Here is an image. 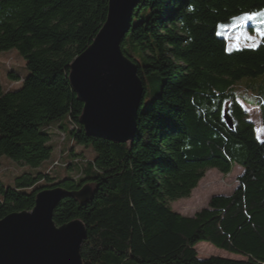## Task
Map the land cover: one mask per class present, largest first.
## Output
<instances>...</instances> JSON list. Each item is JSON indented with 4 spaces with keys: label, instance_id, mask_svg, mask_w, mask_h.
I'll use <instances>...</instances> for the list:
<instances>
[{
    "label": "trees",
    "instance_id": "trees-1",
    "mask_svg": "<svg viewBox=\"0 0 264 264\" xmlns=\"http://www.w3.org/2000/svg\"><path fill=\"white\" fill-rule=\"evenodd\" d=\"M107 3L0 0V52L15 49L27 70L7 72L17 87L6 90L0 80V157L32 169L50 161L0 183V219L31 210L42 189L88 184V201L65 196L52 214L57 226L74 219L85 226L82 264H264V140L233 90L250 80L242 98L260 109L264 128V0H138L120 44L144 86L126 143L85 134L68 80L72 61L105 22ZM219 24H228L222 35ZM237 27L260 41L229 50L225 33ZM58 133L72 142L61 148L62 166L50 159ZM76 146L94 156L74 153ZM234 165L242 171L230 194L211 196L192 216L170 207L207 170L225 175ZM58 166L63 171L52 172ZM199 242L242 258H199Z\"/></svg>",
    "mask_w": 264,
    "mask_h": 264
},
{
    "label": "water",
    "instance_id": "water-1",
    "mask_svg": "<svg viewBox=\"0 0 264 264\" xmlns=\"http://www.w3.org/2000/svg\"><path fill=\"white\" fill-rule=\"evenodd\" d=\"M137 3L108 0L105 22L70 65L68 80L82 104L78 123L88 136L126 143L135 134L144 86L137 66L123 54L120 44ZM223 117L232 128L227 111ZM92 195L88 184L75 191L42 189L36 193L31 210L0 219V264H82L80 246L86 238L85 226L78 219L57 226L52 214L65 196L84 203Z\"/></svg>",
    "mask_w": 264,
    "mask_h": 264
},
{
    "label": "rangeland",
    "instance_id": "rangeland-1",
    "mask_svg": "<svg viewBox=\"0 0 264 264\" xmlns=\"http://www.w3.org/2000/svg\"><path fill=\"white\" fill-rule=\"evenodd\" d=\"M257 13L244 14L242 18L251 17L253 19ZM234 22H237L239 17L233 18ZM251 19H246L250 20ZM264 23V22H263ZM236 25V24H235ZM240 25V22L237 24ZM228 24H219L218 33L222 35V30L227 29ZM261 34L264 35L261 32ZM225 37L228 39V49L232 50L234 48H239L241 46H252L257 44L260 40V35H253L247 31H241V29L235 28L229 30L225 33ZM15 72L19 77H24L27 74L25 68L24 59L18 54L15 49H10L8 51L0 52V80L4 89H10L12 87H17L19 82L11 81L8 79L7 72ZM259 80H264V74ZM250 82L248 78L241 79L234 84V91L237 95V102L241 105L242 109L247 113L249 120L253 123L255 128L256 137L259 141L264 140V128L262 126L260 109L256 104H247L244 102L242 96L246 95V87ZM264 82V81H263ZM251 94V92L249 93ZM248 94V95H249ZM61 132L60 130H58ZM63 134L58 133L52 139V144L54 145V150L51 153L50 159H54V166L63 165V160L61 156V148L65 146V149L71 147L72 142L63 141ZM74 153L82 154L85 158L91 159L94 153L90 149L81 148L80 146L74 147ZM65 160V158H64ZM50 161L42 163L38 168L32 169L27 165H20L17 162L11 160L6 156L0 157V183L3 185L12 184V179L23 172L36 173L44 169ZM63 168L60 166L56 167L52 172H62ZM241 167L234 165L228 174H221L215 169H209L205 172L204 176L199 180L196 187L191 191L188 197L177 199L170 202V207L183 215L192 216L196 211L205 207L209 198L213 195H228L235 188L237 181L236 178L241 174ZM63 174V173H62ZM70 175L74 176V172H70ZM196 254L199 258H206L209 256L218 257H228L234 259H241L242 257L238 255H233L224 250L215 248L207 242H199L194 246Z\"/></svg>",
    "mask_w": 264,
    "mask_h": 264
},
{
    "label": "crops",
    "instance_id": "crops-1",
    "mask_svg": "<svg viewBox=\"0 0 264 264\" xmlns=\"http://www.w3.org/2000/svg\"><path fill=\"white\" fill-rule=\"evenodd\" d=\"M257 16H258V14L255 15V17H257ZM256 22H262V21L257 20Z\"/></svg>",
    "mask_w": 264,
    "mask_h": 264
},
{
    "label": "snow or ice",
    "instance_id": "snow-or-ice-1",
    "mask_svg": "<svg viewBox=\"0 0 264 264\" xmlns=\"http://www.w3.org/2000/svg\"><path fill=\"white\" fill-rule=\"evenodd\" d=\"M244 19H251V17H245Z\"/></svg>",
    "mask_w": 264,
    "mask_h": 264
}]
</instances>
